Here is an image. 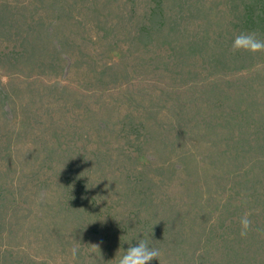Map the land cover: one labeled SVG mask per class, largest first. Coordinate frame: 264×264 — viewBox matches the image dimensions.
Wrapping results in <instances>:
<instances>
[{
	"label": "rangeland",
	"instance_id": "1",
	"mask_svg": "<svg viewBox=\"0 0 264 264\" xmlns=\"http://www.w3.org/2000/svg\"><path fill=\"white\" fill-rule=\"evenodd\" d=\"M253 31L264 0H0V264L140 239L264 264V53L231 47Z\"/></svg>",
	"mask_w": 264,
	"mask_h": 264
},
{
	"label": "clouds",
	"instance_id": "2",
	"mask_svg": "<svg viewBox=\"0 0 264 264\" xmlns=\"http://www.w3.org/2000/svg\"><path fill=\"white\" fill-rule=\"evenodd\" d=\"M231 47L234 53H264V39H259L258 33L254 31L241 32L234 37ZM250 216L251 213L246 212L239 218V235L241 238H247L250 231L253 230ZM92 247L98 248L97 245H92ZM119 251L120 250H118V252ZM78 252L79 245L73 246L71 249V256L75 258ZM162 255V250L151 246L149 240L140 239L137 243L128 246L127 249L123 251V254L119 255L118 259L116 255L114 261L115 264H152V261H158Z\"/></svg>",
	"mask_w": 264,
	"mask_h": 264
}]
</instances>
